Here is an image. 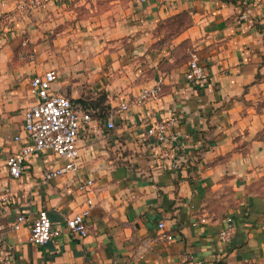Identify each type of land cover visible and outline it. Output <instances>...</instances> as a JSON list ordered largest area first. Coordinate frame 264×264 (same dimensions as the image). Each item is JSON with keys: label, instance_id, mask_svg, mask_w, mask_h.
Wrapping results in <instances>:
<instances>
[{"label": "crops", "instance_id": "obj_1", "mask_svg": "<svg viewBox=\"0 0 264 264\" xmlns=\"http://www.w3.org/2000/svg\"><path fill=\"white\" fill-rule=\"evenodd\" d=\"M20 1L0 0V18ZM181 16L185 27L165 35ZM183 45L204 69L193 85L188 62L173 64ZM50 69L53 93L92 118L79 129L78 165L46 179L68 160L39 151L13 178L6 159L31 145L22 117L36 101L29 81ZM155 84L154 98L119 109ZM169 117L165 141L147 135ZM86 178L93 206L88 233L79 236L64 223L85 206L78 186ZM41 209L64 230L36 245L30 225ZM20 214L25 221L12 230ZM228 216L235 231L224 241ZM5 257L12 264H264V4L52 0L15 16L0 31V263Z\"/></svg>", "mask_w": 264, "mask_h": 264}, {"label": "built area", "instance_id": "obj_2", "mask_svg": "<svg viewBox=\"0 0 264 264\" xmlns=\"http://www.w3.org/2000/svg\"><path fill=\"white\" fill-rule=\"evenodd\" d=\"M50 1L52 0H22L18 2L13 13H5L1 16L0 31H3L4 28H11L15 16H25L31 11L43 8ZM260 3L264 4V0H260ZM246 16L247 13L241 15L243 18ZM203 77V66L198 62L196 55H192L185 71V79L193 85ZM56 78L57 73L50 69L33 76L29 81V93L36 98V101L22 110V117L23 130L26 138L31 141V145L20 147L6 159L8 173L13 178H18L22 174L25 157L34 152L50 151L68 160L63 167L47 172L46 179L75 170L78 165L77 139L79 129L88 124L92 118L88 112L79 113L68 97L53 93L52 85ZM159 90V84L145 87L132 100L121 102L118 107L124 110L130 104L140 105L154 98ZM174 122V117L160 120L149 127L147 135L154 137L157 141H165L168 136L167 130ZM108 128H113L112 122L108 123ZM17 139L19 137H15V140ZM78 189L85 195V206L65 220L64 228L73 234L85 236L88 230L84 219L93 206L90 196L93 190V180L91 178L83 179ZM3 198L10 199L9 196H3ZM24 221L25 217L20 214L10 224V228L18 230ZM163 226L162 222L158 223L159 228H163ZM64 228L53 226L47 211L41 209L31 222L29 241L36 245H44L57 238ZM234 231V219L228 216L226 226L219 232V238L228 241ZM200 263L199 261L196 262V264ZM0 264H12V262L9 257H5Z\"/></svg>", "mask_w": 264, "mask_h": 264}, {"label": "rangeland", "instance_id": "obj_3", "mask_svg": "<svg viewBox=\"0 0 264 264\" xmlns=\"http://www.w3.org/2000/svg\"><path fill=\"white\" fill-rule=\"evenodd\" d=\"M186 24H187V20L185 17L171 20L164 26V34L167 36L174 35L181 28L185 27ZM183 47H182L183 49H180V51L177 53V56L175 57L173 64H178V63L181 64L183 61L188 62V60L192 57L190 52L185 51L186 46L183 45Z\"/></svg>", "mask_w": 264, "mask_h": 264}, {"label": "trees", "instance_id": "obj_4", "mask_svg": "<svg viewBox=\"0 0 264 264\" xmlns=\"http://www.w3.org/2000/svg\"><path fill=\"white\" fill-rule=\"evenodd\" d=\"M181 17H185V16H181ZM181 17H179V18H181ZM186 18V17H185Z\"/></svg>", "mask_w": 264, "mask_h": 264}]
</instances>
